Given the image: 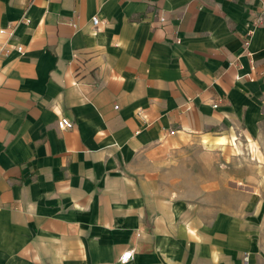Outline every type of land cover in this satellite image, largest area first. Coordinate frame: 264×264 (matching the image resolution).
Returning <instances> with one entry per match:
<instances>
[{"label":"crops","instance_id":"1","mask_svg":"<svg viewBox=\"0 0 264 264\" xmlns=\"http://www.w3.org/2000/svg\"><path fill=\"white\" fill-rule=\"evenodd\" d=\"M263 3L0 0V264H264Z\"/></svg>","mask_w":264,"mask_h":264},{"label":"rangeland","instance_id":"2","mask_svg":"<svg viewBox=\"0 0 264 264\" xmlns=\"http://www.w3.org/2000/svg\"><path fill=\"white\" fill-rule=\"evenodd\" d=\"M184 146L188 148L184 150L182 154H179L178 156H174L172 158H170V156H167L162 162L163 166L169 167L170 162L178 163V165H180L179 168L182 169L181 174H185V167L188 166L189 168H192L191 164L200 162L209 161L224 163L227 169L231 168V166L234 164H248L250 162H254L258 165H263L264 163L263 153H252V149L250 148L249 143L245 141H242L241 143L237 142V149L240 150V155H237L236 146H234L232 143H230L224 150H218L214 147H211L210 149L207 148V146H202L200 144H196L193 146ZM198 146H201V148ZM242 173H248V171H244V169H242Z\"/></svg>","mask_w":264,"mask_h":264},{"label":"built area","instance_id":"3","mask_svg":"<svg viewBox=\"0 0 264 264\" xmlns=\"http://www.w3.org/2000/svg\"><path fill=\"white\" fill-rule=\"evenodd\" d=\"M157 20L162 24L165 25L167 23V19L164 15L157 14ZM94 26H100L103 24L100 18L94 17L93 20ZM264 24V3L261 5V10L258 13V15L252 20L251 26L249 27L247 36L244 40V48L248 55L252 56L250 52H248L250 40L252 35L254 34L255 30L262 26ZM176 43H180L179 39L176 40ZM13 51L16 52H23V47L17 43L16 36H15V30L12 28H3L0 29V56H7ZM254 69V68H253ZM217 107V106H215ZM74 123L70 121L67 118H61L58 121V128L60 130L65 129H72L74 128ZM171 134H174V132H171ZM135 250L128 249L124 252V254L121 255L119 258V262L121 264H127L129 263L134 256Z\"/></svg>","mask_w":264,"mask_h":264}]
</instances>
